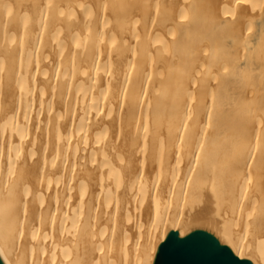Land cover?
I'll list each match as a JSON object with an SVG mask.
<instances>
[{"label": "bare ground", "instance_id": "bare-ground-1", "mask_svg": "<svg viewBox=\"0 0 264 264\" xmlns=\"http://www.w3.org/2000/svg\"><path fill=\"white\" fill-rule=\"evenodd\" d=\"M210 228L264 264V0H0V253L150 264Z\"/></svg>", "mask_w": 264, "mask_h": 264}, {"label": "water", "instance_id": "water-1", "mask_svg": "<svg viewBox=\"0 0 264 264\" xmlns=\"http://www.w3.org/2000/svg\"><path fill=\"white\" fill-rule=\"evenodd\" d=\"M0 264H8L0 253ZM150 264H257L253 254L233 244L214 230L197 225L181 230L169 225L154 246Z\"/></svg>", "mask_w": 264, "mask_h": 264}]
</instances>
